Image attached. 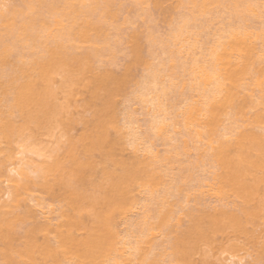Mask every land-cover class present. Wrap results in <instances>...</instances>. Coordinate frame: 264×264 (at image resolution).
<instances>
[{"label":"rangeland","instance_id":"374dc122","mask_svg":"<svg viewBox=\"0 0 264 264\" xmlns=\"http://www.w3.org/2000/svg\"><path fill=\"white\" fill-rule=\"evenodd\" d=\"M23 1L0 0V12L8 10V7H17L20 12L19 8L23 9L26 5ZM33 1L37 10V12L34 10L36 28L41 26L43 19L53 22L51 10L47 7L48 2L54 1L57 7L61 6L59 8L65 7L64 4L66 3L64 2L66 0H32V3ZM257 1L258 3L255 0L259 9L256 11L258 14L254 13L253 15L250 13L251 16H248L249 13L246 12L242 14L247 18L245 19L242 15H235V12L230 14L232 9L230 10L231 3L228 0L211 4L208 9H203L204 11L200 9L201 12L189 0L180 2L181 4L177 0H114L111 4L114 16L111 18L105 13L107 18L104 19L105 24H103L105 26L103 25L104 28L100 30L101 33L98 31L97 33L100 34L93 38L95 39L94 46L87 43L90 41L79 43L73 40L76 43L74 46L75 51L89 50L92 52L93 50L92 63L84 64L88 68L83 72L84 74L81 73V77H78L79 74L77 76L75 73H71L73 76L78 77L77 80H73L75 77L70 78L71 75L67 79L68 76L64 77L66 73L63 71L54 72L53 76H50L52 79L50 78L49 85L51 89H54V94L51 95V93L49 98L52 97V101L62 106L58 105L63 109L62 113L60 112L63 119H60L62 123L64 121L65 125L64 123L62 125L58 124V121L57 124L52 122L50 126L36 128L37 131L34 130L35 134H33L34 132L25 131L23 134H14L13 138L11 137L12 139L9 138L10 140L5 136H1L0 139V168L2 169H0V218H2L0 222V264H15L12 260L14 258L15 260L18 259L19 256L14 255L11 246L24 243L26 232L29 229L37 227L32 230L35 233V238L38 241L40 240L39 242H42L46 237L47 239L50 238L49 241L54 242L55 235L50 227L54 228V225L59 221L62 208L64 210L68 208L69 210V206L62 196L61 190L63 189L59 187L55 177L50 175L46 181L44 179L40 180L41 177L38 176L34 171L35 167L32 166L34 163L27 164L24 160L30 159L31 162H27H36L35 165L37 166V163L43 159H46V161L53 160L57 153L56 155H59L60 159H67L68 161L66 144L73 137V140L78 138L84 128L89 125L86 122L90 123L93 120V116L96 114L94 113L95 108L99 104L102 106L101 103L104 104L103 101L105 100L103 97L107 99L112 91H114V94L111 95L110 99L112 106V113L110 112V114H113L114 119L113 117L112 119L115 120L116 124L114 123V127L111 126L110 132L116 140L113 144L116 158L129 161L134 156L145 157L150 161L152 160L151 162L155 165L156 171L159 172L157 173L162 177V181L157 186L160 189L158 188L156 195H152L150 190L146 188L145 190L143 187L137 186L133 189L134 201L132 207L127 210L125 216L122 215L115 221L120 246L123 244L124 249H130L129 247L135 244L139 235H142L146 219H153L150 216H154L155 209L161 206V202L166 201L164 205L172 202L175 216L171 219L168 229L155 230L151 253L153 252L154 256L160 258L163 264H174L169 260L171 240L175 234L180 233L185 228L184 226L188 224L191 214L198 215L204 211L218 212L220 209L232 208L235 203H238V198L231 191L226 192L227 194L225 193L223 196L216 192L217 184L212 179L215 163L208 157L202 158L201 150L203 149H199L206 140L202 139L201 142L197 140L192 135L193 132L189 131H192V129L183 126L185 124L182 116L184 108L190 102L199 98L201 90L205 86V83L204 86L202 83L204 80H200L201 75L198 73L201 67L197 66L200 64L204 66L205 63L207 65L210 57L208 52L219 39L226 38L225 35L229 26L231 28L239 26L240 29L242 25L253 32L264 29V0ZM17 9V18H19L18 16L21 14ZM103 14L102 17H104ZM98 15L99 12H96L93 17L97 18ZM186 21L187 31L185 30V34L179 36V38L174 37L172 33ZM67 22H69L68 19ZM64 23L67 25L66 21ZM54 24L52 29H55L53 28ZM5 27L0 22V41L5 37ZM237 27L236 29H238ZM6 35L8 34L6 33ZM10 40L8 41L10 42ZM65 40H68V38ZM12 41L13 50L9 55L11 60H15L21 54H23V58L26 54H28V57L32 50L38 52L40 49L22 43L16 37ZM257 44L260 51L264 53V42L261 38L257 39ZM263 53L262 62L254 64L255 71L253 75H256L258 71L264 72ZM11 66L13 67V65ZM15 67H17V64ZM11 68L10 64H7L5 69L4 67L0 69V98H3L4 101L8 100V102L11 101L15 93V84L10 87L11 83L10 85L5 83L8 80L6 74ZM13 69L15 68L13 67ZM25 69L27 70L26 67ZM25 69L24 71L27 72ZM33 69L28 70L32 72L31 75L34 74L37 78L38 75L35 74L39 72ZM106 73H109L111 82L114 77L118 79L120 86H118L119 88L116 87L117 90L115 88L116 91L108 92L107 88L110 86L107 88L105 85L98 87L95 83L97 75L98 77L104 75V78H106L108 76L105 77ZM41 78L43 77H40L39 81L37 80L40 82L38 84L44 85V79L41 83ZM250 79L248 78L247 83H244L247 85L243 86L239 98L240 103L244 101L249 104L242 103L245 105L247 113L244 117L235 116L231 113L229 117L224 119L221 131L226 133L223 138L231 140L238 129H247V127L264 134V82L255 85L253 78ZM106 92H108V95H106ZM157 95L159 96L157 97ZM8 102H6V105ZM4 103L0 106H4ZM106 103L109 106L107 101ZM7 108L5 107V109ZM6 111H4L5 115L11 116L16 124L21 122V115L17 110H11L13 111L11 114L9 111L10 115ZM259 112L263 115V119L257 123L254 118ZM157 117L159 118L156 119ZM155 120H158V122ZM161 120L167 130L161 131L163 130L161 129L159 131L157 124L162 122ZM156 122L157 124H155ZM163 123L160 124L163 125ZM80 148L81 146H78V154L82 157L85 154L81 153L82 148ZM90 155L93 156L91 157L93 164L95 162V165L100 168L102 153L100 155L99 150H94L93 155L92 153ZM19 169L24 173H18ZM23 174L25 175L23 176ZM9 176H15L14 178L19 176L18 184L17 180L14 183L13 178L11 180ZM15 189H18L17 192H15ZM163 192L168 194L169 197L165 194V198L166 196L167 198H163ZM164 205L162 204V206ZM42 223L44 225L45 223L47 225L51 224L49 227L51 232L48 231L49 229L45 231L44 229H42L43 231L38 230L43 225ZM10 224H13V228ZM259 228V225L254 226L256 232ZM78 232L82 233V230ZM240 234L238 236V234L230 231L225 234H217L216 243L214 242L210 248L203 246L207 248V254L203 251L202 253H199L201 251L194 253V263L264 264L263 260L261 262L256 261V253L249 243L248 236L243 234L247 236L245 238L242 233ZM124 242L127 244H124ZM234 244L235 246H233ZM6 255H8L7 260ZM10 256L12 259H9ZM18 260L20 261V258ZM38 260L35 264H39ZM64 264H69V262L65 261Z\"/></svg>","mask_w":264,"mask_h":264},{"label":"bare ground","instance_id":"6f19581e","mask_svg":"<svg viewBox=\"0 0 264 264\" xmlns=\"http://www.w3.org/2000/svg\"><path fill=\"white\" fill-rule=\"evenodd\" d=\"M177 1L182 3L185 0ZM189 1L195 7L197 6L199 11L200 9L204 11L203 9H208V6L216 4L221 0ZM228 1L231 3L230 10L232 9L230 14L232 12L233 14L235 12L237 16L246 12L249 13L247 14L248 16L254 15V13L258 14L256 11L259 9L256 6L255 0ZM23 2L26 4L23 8L26 12L19 8L23 11H20V13L17 7H8L7 11L0 12V22L6 26L4 28L5 37L2 36V42L0 41V69L1 67L5 69L7 64H10V68L12 67L11 65L15 68L13 69L12 67L7 74L4 72L7 77L6 79H8V82L5 79V83L9 85L11 83L10 87L14 86L12 84H15V93L9 102L0 98V105L5 102V105L2 106L4 110L0 106V139L1 136L12 139L14 134H23L25 131L34 132L36 128L50 126L52 122H56L55 124H57L58 121V124L60 123L61 125L64 123V121L63 123L61 122L63 118H61L62 114L60 115V112L62 113L63 110L62 106L52 101V97L49 98L51 93V95L54 94V89H51L49 85L50 78L57 71L66 73L67 75L64 74V77L68 76L67 79H69L70 75V78L75 77L73 76L74 73L77 76L79 74L78 77H81L86 68H88L87 65L92 63L91 55L93 50L91 52L85 49L86 51L77 52L74 49L76 44L74 42L90 41L87 43L94 46L95 39L93 38L100 34V30L104 28L102 26L107 19L106 15L108 17L111 16V18L114 16V11L111 9V4L114 0H66L64 1L66 2L64 4L65 7L62 8H59L61 7L59 5L57 7L56 3L52 1L46 4L49 10H51L53 22L43 19L44 22L42 21L41 26L36 28L34 17L36 4L34 1L33 4L32 0H24ZM256 2L258 3L257 0ZM16 9L21 14L18 16L19 18H17ZM96 12H99L100 16L98 15L99 17L94 18L93 14ZM102 14L104 17L101 16ZM102 18L103 20L106 18L104 22ZM67 19L69 22H67ZM64 20L67 25L64 23ZM52 23H55L53 27L55 29H52ZM183 25L172 33L174 37L179 38V36L185 34L187 21ZM236 27L233 26L231 28L229 26L228 32L225 35L226 38L219 39L211 47L208 52L210 57L207 65L205 63L203 64L204 66H201V64L197 66L203 69V72L201 71L202 74L200 68V70L198 69V73L201 75L200 80H204V82H201L203 86L205 83V86L204 88L202 87L203 90H201L199 98L193 100L184 108L182 117L185 124L183 126L185 128L187 126V129H192V131H189L193 132L192 135L197 140L200 142L202 139L206 140L202 144L204 146L201 145L202 148L199 145V149H203L201 150L202 158L208 157L215 163L212 179L217 184L215 188L216 192L223 196L226 192L231 191L238 198V203H235V206L232 208L220 209L218 212L204 211L198 215L191 214L188 224L184 226L185 228L181 229L180 233L175 234L171 240L169 260L174 264H195L194 253L199 251H201L199 253H202V251L204 253L208 252L207 248H210L216 241L217 234H225L229 233V231L238 234V236L240 233L247 235L249 243L255 250L256 261L261 262L263 260L264 262V134L256 129L247 127V129L235 130L234 137L228 140L223 138L226 132L221 131L224 119L229 117L231 113L232 115H240L242 117L246 115L247 110L244 105L246 103L244 101L240 103L239 98L244 88L243 86L247 85L244 83H247L248 78H253L254 82H252L255 85L264 82V72L262 73L257 70L258 73L253 75L255 71L254 64H260L263 59V51L261 52L258 48L257 39L261 38L264 42V29L253 32L248 27H243L242 25L241 27L243 28L240 27L239 29L238 26V29H236ZM98 31L100 33H97ZM15 37L28 46H32L33 48L35 46L39 47V51L32 50V53L30 52L28 57V54H26L25 58H23V54H21L16 58L17 60H11L9 55L13 50L12 40ZM67 38L68 40H65ZM93 54L95 55V53ZM16 64L17 67H15ZM84 64L87 65L84 66ZM195 68L194 70L196 71ZM28 69L37 70L39 72H35L37 73L35 75H38L37 78L34 74L32 76V72ZM12 70L13 72L11 73ZM106 75H108V79ZM77 76L73 80H77ZM40 77H43L40 80L42 83V79H44V85L38 84L40 83L38 82ZM105 77L104 75L96 76L95 83L98 87L101 85H105L106 88L110 86L107 88L109 92L120 86L117 81L118 79L115 77L113 79L116 81L113 79L112 82L110 81L109 73H106ZM108 92H106V95H108ZM110 93L114 94V91ZM112 94L108 95L107 99L103 97L109 103V106L105 100L103 101L104 104L101 103L102 106L99 104L100 106L96 107L98 109L95 108L96 111L94 110L96 114L94 115L95 117L93 116V120L91 119L90 123L86 122L89 125L84 128L78 138L73 140L74 137H71L72 139L66 144L68 161L67 159H60L59 155H56L57 153L55 157L53 156V160L49 159V161H46V159H43L37 163V166L35 165L36 162L32 161L30 163V159H26L30 162L24 160L27 164L34 163L32 166L35 167L34 171L41 177L40 180L44 179L46 181L50 175L55 177L59 187L63 189L61 190L62 196L67 202L69 210L68 208L67 210H64V208L60 210L61 217L56 225H54V228L50 227L51 224H48V226L47 223L45 225L42 223L43 225L38 228V230L44 229L45 231L50 227L55 235L54 242L49 241L48 239L50 238L47 239V237L46 239L43 237L44 240L41 239L42 242H39L40 240L38 241L35 238V233H33V230L37 228L35 227L32 228L33 230L29 229L26 232L25 242L22 240L24 243L20 245L13 244L11 247L15 253L14 255H18L20 258L19 261V258L15 260L13 257L12 261L15 264H35L38 260L37 258H40L38 260L39 264H64L65 261L69 262V264H163L160 258L154 256L153 252L151 253L152 245L154 244L153 234L156 229H168L171 219L175 216L172 202L164 205L166 201L160 199L162 201L161 206L155 209L154 216H150L153 218L152 220H150L151 218L149 220L146 219L145 225L142 224L144 225V229H142L143 233L141 232L142 235H139L135 244L129 247L130 249L126 250V248H123V244L122 246L119 245L115 221L132 207L134 201L132 195L133 189L137 186L143 187L150 190L152 195H156L159 188L157 186L162 181V177L156 171L155 165L151 162L152 160L150 161L144 156V158H141L142 156H134L129 161L116 158L113 148L116 140H114L110 132L111 128L115 126L114 123L116 124L115 120L113 121V114H110V112L112 113L110 103ZM6 102H8L7 105ZM5 107L8 108L5 109ZM6 110H9L10 114L14 110H17L21 115V122L16 124L11 116L5 115L4 111ZM8 112L7 114H9ZM256 115L254 119L257 123L264 118H262L263 115L260 112ZM155 121L158 122V120ZM160 123H163V121ZM160 123H158L159 126L157 124V127L159 131L161 129H163L161 131H164L166 127L164 128V123L163 125ZM78 146H81L83 150V152L81 150V153L85 154L82 157L78 154ZM94 150H99L100 155L102 153L100 168L95 165V162L93 164L91 159L93 156L90 154L92 153L93 155ZM19 170L21 171V169ZM20 171L18 173H24V171ZM14 177L10 178L11 180L13 178L14 183L17 180L18 184L19 176ZM165 192H163V198H165ZM166 195L168 196V194ZM147 217L149 218V216ZM1 220L2 218H0V222ZM10 225L13 228V224ZM255 225L260 226L258 232L254 230ZM79 230H82L81 234L78 232ZM247 236L244 237L246 238ZM124 244L127 243L124 242ZM203 246H207V248ZM7 256L5 257L6 260L8 259Z\"/></svg>","mask_w":264,"mask_h":264}]
</instances>
